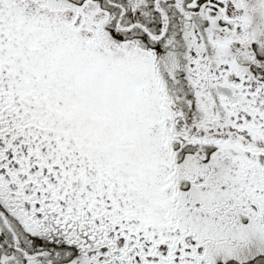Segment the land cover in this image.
Segmentation results:
<instances>
[{
  "label": "snow or ice",
  "instance_id": "snow-or-ice-1",
  "mask_svg": "<svg viewBox=\"0 0 264 264\" xmlns=\"http://www.w3.org/2000/svg\"><path fill=\"white\" fill-rule=\"evenodd\" d=\"M0 264H264V0H0Z\"/></svg>",
  "mask_w": 264,
  "mask_h": 264
}]
</instances>
